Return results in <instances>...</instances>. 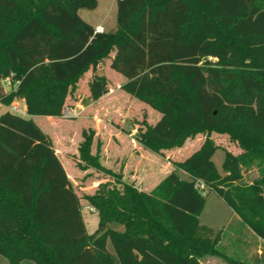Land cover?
<instances>
[{
    "label": "trees",
    "instance_id": "obj_1",
    "mask_svg": "<svg viewBox=\"0 0 264 264\" xmlns=\"http://www.w3.org/2000/svg\"><path fill=\"white\" fill-rule=\"evenodd\" d=\"M96 5L0 0V80L12 83L0 88V102L21 99L30 116L60 117L90 70L97 101L109 92L99 66L114 52L121 89L160 113L137 132L145 148L161 153L198 134L205 140L149 192L99 184L85 196L99 215L89 234L50 135L32 117L0 114V255L9 264H201L204 254L222 255V230L199 219L210 192L264 240V0H117L112 33L95 32L80 16ZM214 132L242 150L224 149L222 172L212 159L220 148ZM91 144L92 136L81 158L112 172ZM254 165L261 176L243 183V167Z\"/></svg>",
    "mask_w": 264,
    "mask_h": 264
},
{
    "label": "rangeland",
    "instance_id": "obj_2",
    "mask_svg": "<svg viewBox=\"0 0 264 264\" xmlns=\"http://www.w3.org/2000/svg\"><path fill=\"white\" fill-rule=\"evenodd\" d=\"M96 2L94 8H80V16L94 27L101 26L105 32H114L117 28V0ZM113 55L114 52H111L100 64L97 72L109 79V92L106 95L97 101L90 98L87 82L92 73L90 70L80 79L78 89L68 96L67 103L74 108V117H35V122L50 135L73 187L81 198L82 216L89 234L98 229L99 215L85 196L94 194L99 184L106 182L109 188L122 191L121 182H124L140 191L149 192L176 168L174 162L182 160L196 150L206 137L205 134H198L187 139L183 146L164 149L161 153L145 148L137 140V132L153 124L160 113L121 89L125 77L111 68ZM1 85L8 91L11 81L3 84L0 82ZM20 105L23 109L25 104ZM5 110L6 106L0 104V114ZM26 114L27 112L21 116L27 117ZM91 136V154L95 156L99 152V163L112 172L81 158L79 147ZM210 137L220 147L212 159L222 172L224 149L235 153L242 150L227 134L214 132ZM177 172L182 178H188L181 169H177ZM260 176L261 172L257 166L243 167V183L251 184ZM199 219L204 225L222 230L216 243V248L222 255L204 254L200 258L201 264H264V240L215 192L207 195ZM110 226L118 230L123 229V225L118 222H113ZM108 248L113 251L109 242ZM0 264H9V261L0 255Z\"/></svg>",
    "mask_w": 264,
    "mask_h": 264
},
{
    "label": "built area",
    "instance_id": "obj_3",
    "mask_svg": "<svg viewBox=\"0 0 264 264\" xmlns=\"http://www.w3.org/2000/svg\"><path fill=\"white\" fill-rule=\"evenodd\" d=\"M103 31H104V29L101 26H96L95 27V32H103ZM8 81H10V78L9 77L0 80V82H2V83L8 82ZM10 111L12 113H15V114H18V115H23L26 112V110H23L20 107V105L17 104V103L11 104ZM63 117L64 118L74 117V108H72L71 106L65 107L64 108V111H63ZM195 187L197 189L201 190L204 193L207 192V187H206V185L204 184V182L202 180H198L195 183Z\"/></svg>",
    "mask_w": 264,
    "mask_h": 264
},
{
    "label": "crops",
    "instance_id": "obj_4",
    "mask_svg": "<svg viewBox=\"0 0 264 264\" xmlns=\"http://www.w3.org/2000/svg\"><path fill=\"white\" fill-rule=\"evenodd\" d=\"M3 84V83H2ZM10 84V83H9ZM0 88H2L4 91H5V89H4V87L1 85L0 86ZM11 88H12V83H11ZM10 88V89H11ZM9 91V90H8ZM8 91H5V92H8ZM14 103H17V104H21V103H24L25 104V101L24 100H21V99H19L17 102L16 101H13L11 104H14ZM0 104H2V105H4L3 103H1L0 102ZM6 106V110L5 111H3L2 113H4V112H6V111H10V106L11 105H5ZM20 107H21V105H20ZM24 110H26V112H27V109H26V104L24 105V108H23ZM11 112V111H10ZM1 113V114H2ZM27 115V118L28 117H32L33 119H34V121H35V117L36 116H30L28 113L26 114ZM49 118H53V116H48ZM57 152V151H56ZM57 154H58V152H57ZM60 157V156H59ZM62 161V160H61ZM64 165V164H63ZM65 167V166H64ZM187 175V174H186Z\"/></svg>",
    "mask_w": 264,
    "mask_h": 264
}]
</instances>
